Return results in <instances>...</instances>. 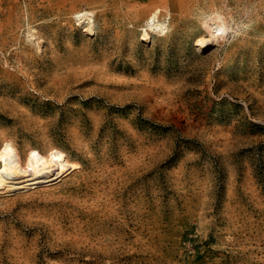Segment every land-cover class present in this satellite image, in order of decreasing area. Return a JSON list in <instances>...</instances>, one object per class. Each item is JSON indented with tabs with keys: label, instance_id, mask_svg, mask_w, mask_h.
Instances as JSON below:
<instances>
[{
	"label": "rangeland",
	"instance_id": "1",
	"mask_svg": "<svg viewBox=\"0 0 264 264\" xmlns=\"http://www.w3.org/2000/svg\"><path fill=\"white\" fill-rule=\"evenodd\" d=\"M2 152L78 167L0 197V264H264V0H0Z\"/></svg>",
	"mask_w": 264,
	"mask_h": 264
},
{
	"label": "bare ground",
	"instance_id": "2",
	"mask_svg": "<svg viewBox=\"0 0 264 264\" xmlns=\"http://www.w3.org/2000/svg\"><path fill=\"white\" fill-rule=\"evenodd\" d=\"M75 14V13H74ZM73 14V15H74ZM74 19L79 22L85 20L84 31L92 32L94 24L91 17L86 13L77 12ZM82 22V21H81ZM166 28L163 22L152 20L141 29L140 40L150 39L149 32H162ZM227 22L218 12L211 15L202 16V29L204 35L195 39L194 45L198 48L205 47L208 41H217L225 32ZM225 35V34H224ZM78 165L66 159L46 160L40 157H31L23 165H19L8 152L0 153V197L13 195L16 193L27 192L39 189L43 186L52 185L60 181L63 177L74 171Z\"/></svg>",
	"mask_w": 264,
	"mask_h": 264
}]
</instances>
